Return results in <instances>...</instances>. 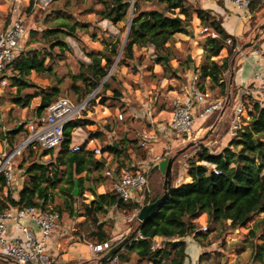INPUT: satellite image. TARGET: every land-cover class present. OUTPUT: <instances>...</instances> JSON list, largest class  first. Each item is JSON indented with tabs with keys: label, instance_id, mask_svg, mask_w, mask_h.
I'll return each instance as SVG.
<instances>
[{
	"label": "trees",
	"instance_id": "trees-1",
	"mask_svg": "<svg viewBox=\"0 0 264 264\" xmlns=\"http://www.w3.org/2000/svg\"><path fill=\"white\" fill-rule=\"evenodd\" d=\"M95 1L102 6L98 14L113 24L127 22V17L131 15L128 37L125 45L120 38L108 40L103 51L89 53L91 62L79 64V72L68 77L73 79L70 89H62V84L65 83L63 79H59L58 85L48 88L39 87L30 79L32 73L56 77L55 70L61 62L58 58L64 54L65 49H69L66 38L78 36L77 24L67 23L69 19L71 20L72 13L56 10L54 0L47 7L52 6V11L46 16V20L50 22L54 17L56 25L41 33L34 32L33 40L40 47L24 50L10 68L7 78L11 81L10 87L16 88V93L11 94L12 102L17 107L25 109L29 108L33 99L40 97L41 101L30 121L14 126L6 122L0 124V144H5L9 149L15 148L22 139L28 137L27 124L42 117L47 108L60 98L71 97L69 100L80 103L100 89L90 101L83 118L65 127V139L57 152L44 150L38 158L37 154L33 153L36 145H31L15 159L16 171L17 161L19 158L23 159L19 169L23 171L24 181L18 199L13 197L11 191L13 186L8 188V192L10 191L8 195H4L6 179L0 176V213L11 208L52 206L54 211L60 214L65 212L73 214L76 198L72 192L76 180L79 182L81 193L85 189V183L90 182L89 191L94 199L88 204H83L85 211L83 216L92 224L98 225L97 232L92 233V237L97 239L96 244H104L110 241V237L103 226L98 224L97 216L100 213H106L113 207L126 213L138 212L144 205L157 201L164 193L162 185L153 187L152 191L149 189L141 206L138 202L123 201L113 191L105 194L96 192L101 181H109L111 187L113 186L119 178L120 171L129 166L130 150L133 148L139 150L136 148L138 140L124 137L103 149L104 152L116 156L119 162L117 170L113 173L109 171L108 176L105 173L108 169L105 160L97 159L92 151L86 150L87 142L82 145L80 151H71L72 130L93 124L87 115L99 99H102V102L105 99L116 103L122 102L121 91L114 87V84L117 85L116 77L108 76L117 58L121 57L118 65H122L134 58L135 48L153 47L156 64L163 67L165 74H170L172 79L178 78L180 74H186L192 69L190 62L186 60L180 63V70L175 69L172 65L174 54L170 52L169 45L176 43L175 37L178 34L191 35L192 21L194 15H197L201 25L207 28L209 33L217 34V37L209 35L205 40L206 52L197 73L200 75L197 83L200 90L206 91V83H210L211 89L219 90L218 98L227 97L229 85L225 81V75L233 66V61L232 57L216 60L227 40L231 38L222 23L210 21L207 13L193 6L188 0ZM32 3L33 0L29 10ZM47 8L38 10L34 15L46 11ZM174 10H178L177 15L172 14ZM87 12L95 11L90 8ZM233 50L234 47L231 49L232 56ZM47 57L50 59L49 63H46ZM30 89L35 91L29 92ZM70 90L73 94L69 93ZM109 91L113 93V97L108 95ZM3 98L4 96L0 97V102ZM245 104L252 109L249 111L250 120L243 126L241 135L238 138H229L227 146L220 152L203 147L198 154V160L190 161L188 164L187 173L191 182L173 187L155 214L143 224H139L135 219L139 233L108 262L114 259L121 263L129 262L130 259L126 256L132 253L133 264H186L189 259L186 239L194 236L196 241L201 243L206 238L203 233L197 231L198 227L194 223L200 216L207 215L210 229L218 231L220 237L246 227L255 216L264 215V110L252 97L245 99ZM13 111L14 109H11L8 115L10 116ZM104 130L113 133L115 129L113 124H107ZM102 136L103 133L96 131L90 134V139H99ZM45 156H49V161H44ZM158 174H160L158 170H151L152 183ZM55 191L64 197L61 199L62 205L53 206ZM136 229L131 230L130 234ZM158 239L163 241L155 247ZM258 240L262 243L259 244ZM248 244L252 250L250 264L259 262L264 264V217L259 219L250 231ZM115 245L111 244L112 247ZM124 250L125 252H122ZM202 258V255L198 257L199 263ZM104 262L106 264L107 261ZM0 264L14 263L0 257Z\"/></svg>",
	"mask_w": 264,
	"mask_h": 264
},
{
	"label": "rangeland",
	"instance_id": "rangeland-1",
	"mask_svg": "<svg viewBox=\"0 0 264 264\" xmlns=\"http://www.w3.org/2000/svg\"><path fill=\"white\" fill-rule=\"evenodd\" d=\"M20 1H22V3L24 2V5L27 4L26 0ZM0 2H2V8H0V12H2L4 15L0 17V22H2V24L6 22L5 26L8 27L12 23L13 19L12 13H8V5H10L9 3H13L11 6L13 7L18 1L0 0ZM54 2L57 6L56 10H65L72 13V18L71 20L69 19L67 23L68 25L74 23L77 24L78 36L66 38L69 49H65L64 54L58 58L61 62L58 63V66L56 67V77L54 75L49 76L32 73L30 79L37 86L43 88L58 85L59 79H63L65 83L62 84V89H70V87L73 85V79L68 77L73 74L76 75L79 72V64H89L91 62V59L88 56L89 53L93 51H103L105 43H108V40H116L120 38L123 41V45H125L129 33L131 15L129 14L127 17V22L113 24L111 21L105 19L104 16L98 14V11H101L102 6L98 5L95 0H54ZM132 2H134V0H132ZM51 7L52 6L47 8V10L44 12L37 13L29 19V37L24 50L40 47V45L33 40L32 35L34 32L41 33L50 26L56 25L54 22V17L51 18L52 21L50 22L46 20V16L50 15L52 11ZM90 8L94 9L95 12L88 13L87 10ZM144 8H146V6ZM176 13L177 11H172L173 15L178 14ZM196 23L197 22H195L194 18L191 28V33L193 32V36L178 34L175 37L176 43L174 45H169L170 52L174 54L172 65L175 69L180 70V63L189 60V57L193 59V62L190 61V64L193 66L195 65L193 70H189L186 74H180V76L176 79H172V76L168 73L165 74L163 72V68L159 64H156V55L153 47L135 48L134 58L132 60L126 61V63L122 65H118L121 57L117 58L115 65L109 72V76L113 75L116 77L117 85L114 84V87H117L121 91L122 102L116 103L110 99H105V101L102 102V99H99L98 102H96V104L90 108L87 117L90 121H93L94 124L90 125V128H83L86 132L84 136H87V139H90V132L99 131L103 133V136L97 139L98 145H96L97 147L104 149L107 147V145L119 142L123 137L131 140H138L140 142L147 132L153 130V125H150L149 119L144 117L148 112V108L151 107V113L153 110L165 108L166 106L170 105L173 99L177 98L176 94H173L174 96H169V92H177L182 95L179 97H183L186 91L190 89V84L197 83L194 82V79H196V76L198 75L197 69L195 68H197L196 65H201L203 62V56L202 58L199 56V50L200 48L202 49L204 47L205 40L208 37L209 32L207 34L205 31L206 28L202 26L201 29H199ZM238 44L241 46L242 42L239 41ZM220 59L222 58L216 57V60ZM49 62L50 59L47 57L46 63ZM199 67L198 71L201 68ZM8 83L9 84L7 86H2L0 84V88L4 90V98L0 102L2 105V109H0V124L3 125V122H6L8 125L14 126L18 123L22 124L24 121H30L34 110L40 104L41 98L37 97L33 99L29 108L21 109L12 102L11 94L16 93V88L10 87L11 81ZM206 86V90L214 93L215 99H219L217 97L219 95V90L211 89L210 83H206ZM33 91H35V89L29 90V92ZM69 93L73 94V91L70 90ZM231 93L233 98L242 94H237V89L234 87H228L226 94L230 95ZM108 95L110 97L112 95L113 97V93L110 91L108 92ZM11 109H14V111L9 116L8 113ZM119 114L123 115V121H120L118 118ZM141 116L143 117L140 118ZM107 124H113L115 129L113 133L105 132L104 129L105 125ZM194 128L195 131L198 130L197 134L193 135L192 140H188L185 143H181V139L176 135L170 134V138L172 140L169 143L170 148L165 151L164 155L158 157V159L155 158V160L151 163H149V161L151 160L150 150L152 149V144L151 141L146 142L145 139L148 138L146 135L144 137V141L145 144H147V147L145 148L142 146V149L139 148V150H136V152L130 150V161H132L133 165L136 166L151 167V165L154 166L165 158H171L177 155L178 158L173 165V169H175V174L173 175V186L177 187L182 183H185V181L188 179V164L192 160H198V154L203 147L210 148L211 150L217 152L219 147L221 148V146L226 144V141L223 140V137L227 134L226 132H228L227 130L229 129V123L223 122L219 124L216 122V117H212L205 122L203 120H198L195 123ZM83 141H78L77 145L84 144L85 140ZM133 152H135V155H132ZM33 153L37 154L38 158H40V156L43 154L40 148H34ZM22 161V158H19L17 161V174L21 175V177L23 171L19 169V164L22 163ZM44 161H49V156H45ZM117 161L118 160L116 159V162ZM143 162H146V164ZM111 167H114V162L111 164ZM100 177L101 174L99 172V178ZM153 182L154 183L151 182L150 177V191H152L153 187H159L160 185L163 187V174L160 172V174L155 175ZM20 183H22V181H20ZM90 185L91 183L87 182L85 189L82 191V193L80 191L79 196L76 198V204H74L75 212L73 214H70L69 212L61 214V219L59 222L60 228L56 231V233L65 238V246L68 244V242H73V240L78 242L74 246H69L68 249L70 250L68 251H66V248L63 247V258H61L62 262L76 264L77 259H82V264L105 263L104 257L108 251L98 253L94 252L91 248L92 245H96L97 243V239L92 237V233L97 232L98 225L92 224L86 217L83 216L85 213L83 210V204H88L94 199L93 195L89 191ZM111 188V183L109 181H101L99 182L98 194H101L104 191L110 192ZM11 191L14 197L15 192L13 187L11 188ZM16 191H18V189ZM54 193L55 197L53 206L62 205L61 199H64V197L58 191H55ZM4 195L6 194L4 193ZM138 212L126 213L117 209L116 207H113L108 209L106 213H100L97 216L99 221L98 224L103 226L104 230L110 237V241L108 242L110 245L120 243L123 239L130 235L131 230L133 231L136 229ZM263 217V214L257 215L246 227L240 228L236 232L228 233L225 236L218 237L219 232L210 229L207 215L204 214L200 216L194 223L198 227L197 231L203 233L206 238L201 243H199L196 241L194 236L190 237L194 239L197 244H199V256H203V258L200 260V263H252V250L250 249V244H248L250 241V231L253 229L255 223ZM204 226L208 227L206 232L202 230ZM65 229H70V234L73 237V240H68L65 236H63V234H66L64 231ZM77 239H80V241L83 243ZM187 240L190 239L187 238L186 241ZM156 241L158 244H161L163 240L158 239ZM258 243L261 244L262 241L258 240ZM122 252H125V250ZM126 257L130 259L129 262L121 263V261L118 259H114L110 260L109 262L106 260V264L134 263V256L132 253H129ZM196 260L197 259H188L186 264H194ZM53 264L58 263L55 260ZM257 264L262 263L259 262Z\"/></svg>",
	"mask_w": 264,
	"mask_h": 264
},
{
	"label": "built area",
	"instance_id": "built-area-1",
	"mask_svg": "<svg viewBox=\"0 0 264 264\" xmlns=\"http://www.w3.org/2000/svg\"><path fill=\"white\" fill-rule=\"evenodd\" d=\"M226 5H231L247 13L255 1L264 0H222ZM53 0H33L30 10L25 15L18 14L12 23L0 32V84L6 86L10 68L24 51L28 42V21L34 14L46 9ZM208 32V29H205ZM217 37L216 33H211ZM234 40L229 38L226 45L233 46ZM258 85L247 87L240 96L232 95L215 99L211 91L192 89L183 97H177L172 102L173 117L169 123V131L181 139V143L192 140L196 135L195 123L204 122L216 115V122L229 123L228 135L231 139L241 135L245 125V117L252 109L245 104V99L252 97L254 102L264 110V73L258 76ZM100 89V88H99ZM98 89V90H99ZM91 94L80 103H74L67 98H60L49 106L46 113L36 120L28 123V137L23 139L15 148L9 149L5 144H0V176L6 179L4 193L13 186L16 177L15 159L31 145H36L41 151H57L64 142L65 127L83 118L84 112L98 92ZM1 91V88H0ZM245 98V99H244ZM218 112V114L216 113ZM118 118L123 120V115ZM194 140V139H193ZM86 150L93 152L94 156L102 155V149L95 147L96 139H87ZM196 144V143H195ZM83 144H72L71 151L78 152ZM94 146L93 148H91ZM141 146H146L145 141ZM35 147V148H36ZM193 161V160H192ZM151 167L128 166L124 169L113 187L123 201L144 203L146 193L149 191ZM110 175V172L108 173ZM61 214L54 211L51 206L46 208L22 207L11 208L0 213V257L12 261L14 264H53L54 259L49 247V240L60 228ZM33 222L39 226V231H34L25 222ZM204 232L207 226L202 228ZM159 244L156 243L155 247ZM94 252H107L112 246L110 243L91 246ZM194 264H200L197 259Z\"/></svg>",
	"mask_w": 264,
	"mask_h": 264
},
{
	"label": "crops",
	"instance_id": "crops-1",
	"mask_svg": "<svg viewBox=\"0 0 264 264\" xmlns=\"http://www.w3.org/2000/svg\"><path fill=\"white\" fill-rule=\"evenodd\" d=\"M16 1H18V2L15 4V6L11 7L13 3H9L10 5H8V13L10 14V12H11L13 18H14V16H16L18 14L25 15L26 13H28L29 6L31 4V0H26L27 1L26 5H24V2L22 3V1H20V0H16ZM188 1L193 6L199 8V9L203 10V12L207 13L210 21H218V22L220 21L222 23V26H223L224 30L226 31V33L231 36V39L233 38L236 40V41H234L233 46L227 45V47H226V44H225V47L222 49L221 53L218 56L222 59H225L227 57H230V59H231V57H232L233 66L231 67L230 71L227 72V74L225 75V81L228 83L229 88L234 87L235 89H237V94H241V93H243V91L247 87H252V86L258 85V83H259L258 76L261 75L262 73H264V1H255L251 5V7L247 11V13H245L244 11L239 10L236 7H233L231 5H226L222 0H188ZM1 3L2 2H0V8H2ZM174 11H177V13H178V10H174ZM1 16H4L2 12H0V17ZM194 18H195V22H197L196 23L197 27L199 29H201L202 25H201V22H200L199 18L197 17V15H194ZM5 25H6V22H4L3 24H2V22H0V32L4 31L6 29L7 26H5ZM208 32H207V34H208ZM182 35H184V34H182ZM209 35H211V32L208 34V36ZM191 36H193V32L191 33ZM239 41L242 42L241 46L238 44ZM232 47H234L233 52L235 53V51H236L235 55H233V56L231 55ZM199 51H200L199 56H201V58H202V56L206 52V46L204 45V47L202 49L200 48ZM191 62H193V59ZM202 63H201V65H196L197 68H195V69H197V72H199L198 67L199 66L201 67ZM190 65H191L192 70H193L195 65L194 66L192 64H190ZM190 75H191V73H190ZM198 77H200V75L196 76V79H194V82H197V83L199 82ZM9 81H10L9 78H7V83ZM197 83H194V84L191 83L189 86L190 89L187 88L188 90L186 91V93L184 95L188 94V92L194 88L200 90ZM207 91H209V90H207ZM3 92H4V90L1 89L0 97L3 96ZM173 94L174 95L176 94L177 97L182 96L177 92H169V96H174ZM231 95H232V93H231ZM173 100H172V102H173ZM172 102L170 103V105L166 106L165 108H161L159 110L158 109L153 110L152 113H151V107H149L148 112L144 116L146 119H149L150 125L151 124L153 125V130L149 131L147 133L145 132L146 134L144 135V137L146 135L148 136V138L145 139L146 142L151 141V144H152V149L150 150L151 151L150 152L151 160L149 161V163L154 161L155 158L158 159V157H161L162 155H164L165 151H167L170 148L169 143L172 140L170 138L171 133L169 131V123L171 122L172 117H173ZM0 109H2L1 104H0ZM216 113L218 114V112H216ZM142 117L143 116H141L140 118H142ZM215 117H216V115H215ZM249 119H250V116H249V114H247V116L244 119L245 124L248 123ZM120 121H123V120H120ZM83 128H85V127H78V128H74L72 130L71 145L77 144L78 141L85 140V142H86L87 136L86 137L84 136V134H86V132L84 131ZM86 128H90V125H87ZM94 132H96V131H94ZM91 133H93V132H90V134ZM226 133L227 134L223 137V140L226 141V144L221 146V148L220 147L218 148L219 152L223 148H225L227 146L228 142L230 141V139H228V138H230L228 135V132H226ZM144 137L136 145L137 149L142 147L141 143L144 141ZM96 144L98 145L97 139H96ZM96 144H95V147H97ZM71 145H70V148H71ZM93 147L94 146H92L91 148H93ZM144 147L146 148L147 144ZM132 150L136 152L135 148H133ZM54 152H56V151H54ZM135 152H133L132 155H135ZM150 154H149V156H150ZM96 158L97 159L102 158L105 160V163L108 166V169L105 172L106 176H108L109 171L111 173H113L119 167V162L118 161L116 162V159H117L116 156H114L111 153L104 152L103 149H102V155L96 156ZM113 162H114V167H111V164ZM143 163L146 164V162H143ZM132 165H133V162L130 161L129 166H132ZM109 167L111 169H109ZM124 169L125 168H123L120 171L119 177L122 174V172L124 171ZM20 177H21V175L17 174V171H16V177H15V181L13 183V189L15 192L14 198H16V199H18V197H19V193H20V190L23 186V181H24V178L23 177L20 178ZM19 180L22 181V183H20ZM116 182L117 181H115V183ZM190 182H191V179L188 176V179H187V181H185V183H190ZM115 183L113 184L111 191H113V187H114ZM85 186H86V183H85ZM94 188H95V186H93V189ZM17 189H18V191H16ZM98 189H99V186L96 189L97 193H98ZM105 193H107V192L104 191L101 194H105ZM25 223L27 225H29L34 231H36V232L39 231V226L36 225L35 223L30 222V221L25 222ZM64 231L66 232V234H63V236H65L66 239H68V240H73V237L70 234V229H65ZM64 239L65 238H63L60 234L55 233V235L49 240V247L51 250V254L54 257L53 258L54 262L56 260V262L58 264H68L69 263V262L68 263L62 262V260H61V258H63V256H62L63 247L66 248V251H68V250H70V249H68L69 246H74L78 243V242H75L73 240V242H71V243L68 242V244L65 246L64 242L66 240H64ZM189 239L190 240H187V244H188L187 252H188L189 259H191V260L198 259V257H199V244H197L194 239H192V238H189ZM77 240L80 241V239H77ZM81 243H83V242H81ZM82 263H83L82 259H77L76 264H82ZM69 264H72V263H69Z\"/></svg>",
	"mask_w": 264,
	"mask_h": 264
},
{
	"label": "water",
	"instance_id": "water-1",
	"mask_svg": "<svg viewBox=\"0 0 264 264\" xmlns=\"http://www.w3.org/2000/svg\"><path fill=\"white\" fill-rule=\"evenodd\" d=\"M189 61H192V59L189 57ZM109 76V75H108ZM99 89V88H98ZM97 89V90H98ZM96 90V91H97ZM95 91V92H96ZM94 92V93H95ZM93 93V94H94ZM178 156H174L171 158H165L164 160L160 161L158 164L153 166L154 171H160L164 176V182H163V195L155 202H150L146 205H144L137 214V221L139 224H143L146 222L149 218H151L159 206L162 204V202L170 195V192L173 189V165L176 162ZM80 193V187L79 182L76 180L72 195L77 198ZM139 233V228H137L134 233L130 234L128 237L123 239L120 243L116 244L114 247L108 251V253L104 257V261L112 259L114 255H116L123 247L129 243V241L134 238Z\"/></svg>",
	"mask_w": 264,
	"mask_h": 264
}]
</instances>
